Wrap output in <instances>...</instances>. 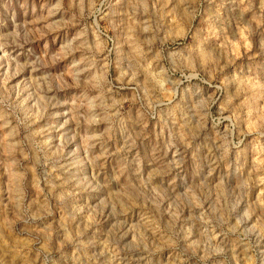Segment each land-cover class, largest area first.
I'll list each match as a JSON object with an SVG mask.
<instances>
[{
    "label": "rangeland",
    "instance_id": "1",
    "mask_svg": "<svg viewBox=\"0 0 264 264\" xmlns=\"http://www.w3.org/2000/svg\"><path fill=\"white\" fill-rule=\"evenodd\" d=\"M0 264H264V0H0Z\"/></svg>",
    "mask_w": 264,
    "mask_h": 264
}]
</instances>
